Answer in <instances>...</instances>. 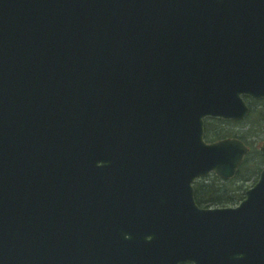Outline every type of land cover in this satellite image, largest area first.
<instances>
[{"label": "water", "instance_id": "1", "mask_svg": "<svg viewBox=\"0 0 264 264\" xmlns=\"http://www.w3.org/2000/svg\"><path fill=\"white\" fill-rule=\"evenodd\" d=\"M244 96L264 0H0V264H264V168L236 206L193 185L243 163L204 121Z\"/></svg>", "mask_w": 264, "mask_h": 264}, {"label": "trees", "instance_id": "2", "mask_svg": "<svg viewBox=\"0 0 264 264\" xmlns=\"http://www.w3.org/2000/svg\"><path fill=\"white\" fill-rule=\"evenodd\" d=\"M264 101V100H263ZM259 108V107H257ZM258 110V109H257ZM256 118L258 116H264V111L262 109L258 110ZM264 118V117H262ZM219 122H227L224 120L218 119ZM210 123V122H209ZM207 122V124H209ZM226 133L219 131L217 129L210 130L209 127L205 130V138L208 141L216 140L226 136ZM259 156L257 159L245 161V167L241 168V173H238L233 179H220L216 175L211 174L208 177L198 179L194 182L195 190V200L197 204L201 207H217V206H226L231 203H237L239 199L244 197L245 192V181L247 177L242 174L245 172L248 173L254 169L257 171L260 170L261 166L259 160H264L258 151V149L252 148L251 156ZM256 160L255 162H253ZM249 163H251L254 169L249 168ZM258 170V171H259ZM256 177V175H255ZM251 178V177H249Z\"/></svg>", "mask_w": 264, "mask_h": 264}, {"label": "rangeland", "instance_id": "3", "mask_svg": "<svg viewBox=\"0 0 264 264\" xmlns=\"http://www.w3.org/2000/svg\"><path fill=\"white\" fill-rule=\"evenodd\" d=\"M264 99H248V104L251 107V111L249 116L241 121H227V122H219L218 119H207L205 121V130L209 127L210 130L217 129L219 131H223V133H226L227 135L224 137H236L241 140H243L249 147H250V153L246 159V161L249 159L250 161L253 159L259 158V156H254V158L251 156L252 148L255 149L259 148V145L264 140V116H258L256 118L257 112H259V109H262L264 111ZM259 107V108H257ZM258 109V110H257ZM256 114V115H255ZM207 122L209 124H207ZM262 156V155H261ZM264 157V156H262ZM254 160L253 162H255ZM259 164L261 167H264V160H259ZM245 165V164H244ZM243 165V166H244ZM263 165V166H262ZM242 166V167H243ZM241 167V168H242ZM245 167V166H244ZM243 167V168H244ZM254 166L249 163V168L254 169ZM241 170V169H240ZM239 170L238 173H241ZM259 170V169H258ZM256 171L255 169L253 171H250L245 174V172L242 174L243 176L247 177V181H245V190L251 187L255 181L256 177L259 171ZM256 175V177H255ZM251 177V178H249ZM241 199L237 201V203H231L226 206H234L237 205L240 202Z\"/></svg>", "mask_w": 264, "mask_h": 264}]
</instances>
